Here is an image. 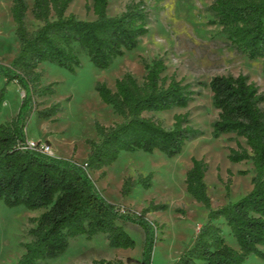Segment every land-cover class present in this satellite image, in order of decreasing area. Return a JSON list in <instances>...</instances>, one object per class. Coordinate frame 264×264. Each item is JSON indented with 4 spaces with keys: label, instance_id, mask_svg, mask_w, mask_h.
<instances>
[{
    "label": "trees",
    "instance_id": "1",
    "mask_svg": "<svg viewBox=\"0 0 264 264\" xmlns=\"http://www.w3.org/2000/svg\"><path fill=\"white\" fill-rule=\"evenodd\" d=\"M73 0H34L31 13L40 26L26 25V0H12L10 12L19 41V53L10 65L0 63V74L7 83L16 82L23 90L21 108L10 121L0 124V200L9 207L24 205L29 210L43 209L31 219V241L24 244V254L16 264H42L63 254L70 240L99 233L111 248L133 249L134 239L124 226L133 223L144 232L142 257L126 261L95 260L92 264H151L155 245V225L146 218L150 211L165 208L153 203L140 214L108 203L98 192L88 171L98 172L112 165L122 152L160 151L175 157L187 140L201 131L188 125L187 114L175 115L171 128L163 127L145 112L186 108L198 94L194 85L165 75L162 57L144 63L142 83L125 73L115 82V90L98 84L102 102L109 105L122 122L110 126L95 123L98 141L87 140L89 152L85 164L72 158L59 159L32 150H22L27 142L24 116L29 110L39 119H51L62 111L59 103L44 106L39 99L55 94V84L43 85L38 67L49 62L73 71L84 52L98 69H107L116 57L137 47L148 31L149 12L142 0L130 1L115 16L107 13L109 0H92L95 19L80 20L67 10ZM90 10V8H88ZM211 23L220 26L230 44L248 60L262 59L264 71V0H213L208 6ZM209 86L218 111L213 134H235L247 148L238 145L229 159L250 161L254 176L252 189L235 202L211 209L207 194L204 160L192 159L186 172V191L209 210L208 221L199 229L193 245L175 264H244L251 253H260L264 245V94L247 75H218ZM0 93V107L3 102ZM152 175L126 178L121 194L129 196L141 185L149 187ZM236 239L238 249L227 244L221 223Z\"/></svg>",
    "mask_w": 264,
    "mask_h": 264
},
{
    "label": "rangeland",
    "instance_id": "2",
    "mask_svg": "<svg viewBox=\"0 0 264 264\" xmlns=\"http://www.w3.org/2000/svg\"><path fill=\"white\" fill-rule=\"evenodd\" d=\"M34 0H26L28 12L26 25L29 30L40 26L31 9ZM132 0H109L107 13L115 16L124 11ZM139 1V0H134ZM149 12V31L137 47L116 57L107 69L96 68L84 52L79 53L80 65L73 71L49 62L38 67L42 84H55V94L39 99L44 106L59 103L62 111L57 117L39 119L34 112L24 116L25 135L28 140L49 143L59 159L72 158L79 165L85 164L89 152L87 140L98 141L95 123L110 126L122 122L112 108L101 101L96 87L106 84L115 90V82L125 73L132 74L142 83L146 74L144 63L162 57L166 64L165 75L194 85L198 93L186 108L145 112L163 127L171 128L175 115H186L188 125L202 132L187 140L181 154L168 157L160 151L122 152L110 166L98 172L88 171L101 196L114 205H120L133 214H140L151 203L165 208L150 211L146 218L155 225V245L151 264H175L189 249L199 231L208 221L209 210L186 191V172L192 159L207 164L205 183L211 200V209L235 202L252 189L254 176L250 161L240 163L229 159L230 151L238 145L247 148L243 138L235 134L215 137L213 122L218 111L213 106L209 84L214 76L247 75L264 94L262 59L250 61L230 44L220 26L211 23L208 6L213 0H142ZM92 0H73L67 14L80 20L92 21ZM12 0H0V63L10 65L19 53V41L11 17ZM90 8V10H88ZM0 124L10 121L21 108L23 90L16 82L7 83L0 74ZM48 140V141H47ZM54 156V155H53ZM151 174L149 187L136 186L129 196L123 197L121 188L126 178L137 179ZM43 209L29 210L24 205L9 207L0 200V264H16L24 254V244L31 241V219ZM221 223V221H220ZM228 245L238 249L236 239L221 223ZM134 239L133 249L111 248L106 236L99 233L91 238L80 235L70 240L68 249L60 256L42 264H92L95 260L126 261L142 257L144 232L133 223L124 226ZM260 253H251L244 264H264V245Z\"/></svg>",
    "mask_w": 264,
    "mask_h": 264
},
{
    "label": "built area",
    "instance_id": "3",
    "mask_svg": "<svg viewBox=\"0 0 264 264\" xmlns=\"http://www.w3.org/2000/svg\"><path fill=\"white\" fill-rule=\"evenodd\" d=\"M20 148L22 150H32L38 153L53 156L52 147L49 143L46 142H41V141L35 142V141L27 140L25 144L20 145Z\"/></svg>",
    "mask_w": 264,
    "mask_h": 264
},
{
    "label": "crops",
    "instance_id": "4",
    "mask_svg": "<svg viewBox=\"0 0 264 264\" xmlns=\"http://www.w3.org/2000/svg\"><path fill=\"white\" fill-rule=\"evenodd\" d=\"M28 140V139H27ZM48 141V140H47ZM54 157H57L58 155H56L55 153H53Z\"/></svg>",
    "mask_w": 264,
    "mask_h": 264
}]
</instances>
